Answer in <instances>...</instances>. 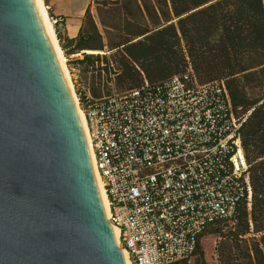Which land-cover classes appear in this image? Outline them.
<instances>
[{
    "label": "built area",
    "instance_id": "2783aa9c",
    "mask_svg": "<svg viewBox=\"0 0 264 264\" xmlns=\"http://www.w3.org/2000/svg\"><path fill=\"white\" fill-rule=\"evenodd\" d=\"M106 66L118 74L114 61ZM142 77L121 92L109 83L95 99L87 88L81 108L128 264H172L193 255L208 226L232 219L241 200L250 207L240 128L252 109L235 112L223 80L175 75L151 86Z\"/></svg>",
    "mask_w": 264,
    "mask_h": 264
},
{
    "label": "water",
    "instance_id": "95a60500",
    "mask_svg": "<svg viewBox=\"0 0 264 264\" xmlns=\"http://www.w3.org/2000/svg\"><path fill=\"white\" fill-rule=\"evenodd\" d=\"M35 0H0V264H127Z\"/></svg>",
    "mask_w": 264,
    "mask_h": 264
},
{
    "label": "trees",
    "instance_id": "16d2710c",
    "mask_svg": "<svg viewBox=\"0 0 264 264\" xmlns=\"http://www.w3.org/2000/svg\"><path fill=\"white\" fill-rule=\"evenodd\" d=\"M100 4L97 18L102 33L86 11L76 38L65 39L66 47L54 25L65 54L105 47L114 51L119 88L140 86L142 74L151 86L175 75H194L200 84L223 80L233 110L243 114L252 109L240 128L249 165L251 205L248 208L241 200L232 219L213 223L219 225L213 233L219 238L218 264H264V0ZM102 59L107 61L106 54ZM98 60V54L84 53L74 62L85 64L83 71H87ZM202 252L198 243L193 254L202 258Z\"/></svg>",
    "mask_w": 264,
    "mask_h": 264
},
{
    "label": "rangeland",
    "instance_id": "374dc122",
    "mask_svg": "<svg viewBox=\"0 0 264 264\" xmlns=\"http://www.w3.org/2000/svg\"><path fill=\"white\" fill-rule=\"evenodd\" d=\"M101 1H115V0H62L60 3L64 7L74 6L77 8H83L82 20L85 18L86 11H89L90 15L93 17L94 21H96V25L99 28V31L102 33V26L100 25L97 15L98 8L101 7ZM45 5H51L49 0H45ZM57 5H54L56 7ZM48 16L51 20V16H53V5L49 8ZM57 26V24H56ZM54 28V26H53ZM58 30V27H56ZM55 30V29H54ZM56 33V32H55ZM60 44V43H59ZM97 53H87L84 50L80 51L77 55H67L65 52L63 53L66 61V66L69 69V75L73 86V91L77 96L78 104L81 107L85 101V96L87 93V88H89L90 95L95 99L102 97L104 95L109 94L112 91L111 84H113V88L116 92H121L126 90L127 88H119L116 84L117 75H112V68H107L106 62L110 59L114 61L116 56L114 55V51H108V48L105 47L102 51L98 50ZM108 52V54H107ZM94 54L100 56V60L97 61L94 68L87 67V71H83V67H86L85 64H77L74 62L75 59H82L83 54ZM106 54L107 61L103 60L102 57ZM106 68V69H105ZM93 70V71H92ZM110 83V85H109ZM82 109V108H81ZM218 224H213L208 226L199 237V245L202 252V258L199 257L198 253L191 255L189 258L187 257L186 262L180 260V264H218L217 262V254H216V245L218 242V235L213 233L215 229L218 227Z\"/></svg>",
    "mask_w": 264,
    "mask_h": 264
},
{
    "label": "bare ground",
    "instance_id": "6f19581e",
    "mask_svg": "<svg viewBox=\"0 0 264 264\" xmlns=\"http://www.w3.org/2000/svg\"><path fill=\"white\" fill-rule=\"evenodd\" d=\"M36 3L38 4L39 8H40V11H41V15H42V20H43V23L45 25V28H46V33H47V39L49 40V43H50V48H51V51L54 55V58L55 60L57 61L58 63V67L63 75V78L68 86V89H69V92H70V95H71V98H72V101L73 102V105H74V109H75V113H76V116L78 117V120L81 122L82 126H83V136H84V140H85V143L88 145V148L90 150V155H91V159H92V163H93V167H92V170H93V173L96 177V181H97V185H98V189H99V194L101 196V198L103 199V204H104V208H105V212H106V215H108V208H107V199L105 197V194H104V190H103V186H102V182H101V179L99 177V174L96 170V167H95V163H94V159H93V154H92V150L90 148V142H89V139H88V134H87V131H86V123H85V117H84V113L81 109V107L79 106L78 104V99H77V96L76 94L74 93L73 91V86L72 85V82H71V79H70V75H69V72H68V68L66 66V59L63 55V50L62 48L60 47V44L58 42V39H57V36H56V33L54 31V28H53V24H52V21L49 19V16H48V9L45 5V2L44 0H35ZM85 52L87 53H97L99 52L98 50H90V49H87L85 50ZM107 219V217H106ZM110 225V224H109ZM110 228L112 230V233H113V236L115 238V241L118 243V229L115 228L114 226L110 225ZM118 247H119V244H118ZM120 250H122L120 248ZM123 252V256H124V259L126 261V263L128 264V259H127V254L124 250H122Z\"/></svg>",
    "mask_w": 264,
    "mask_h": 264
},
{
    "label": "crops",
    "instance_id": "0c3cea01",
    "mask_svg": "<svg viewBox=\"0 0 264 264\" xmlns=\"http://www.w3.org/2000/svg\"><path fill=\"white\" fill-rule=\"evenodd\" d=\"M49 2L51 4L49 5L50 7L53 5V16L59 17L62 20L57 24V27H58V31L60 32V35L62 36V44L67 47V42L65 39L76 38L79 29L82 25L83 20L81 15L83 13V8L76 9L74 6L64 7L60 4L62 0H49ZM54 5L57 6L54 7ZM77 54L79 53H74L70 55H77Z\"/></svg>",
    "mask_w": 264,
    "mask_h": 264
}]
</instances>
